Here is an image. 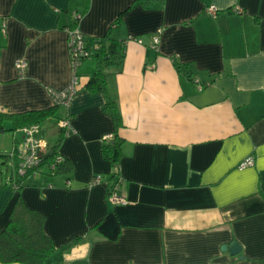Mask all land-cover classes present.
Returning <instances> with one entry per match:
<instances>
[{
    "label": "crops",
    "instance_id": "1",
    "mask_svg": "<svg viewBox=\"0 0 264 264\" xmlns=\"http://www.w3.org/2000/svg\"><path fill=\"white\" fill-rule=\"evenodd\" d=\"M145 2L0 0V111L53 106L48 90L72 78L68 30L86 45L109 31L124 53L107 83L122 121L117 169L101 155L115 126L104 95L86 89L90 58L68 105L44 125L57 136L56 122L68 120L58 153L71 171L44 169L17 192L11 163L0 162L10 170L0 168V232L20 196L60 250L45 264H264V0ZM247 157L253 165L239 169ZM116 172L125 205L107 201ZM232 242L237 255L222 249Z\"/></svg>",
    "mask_w": 264,
    "mask_h": 264
},
{
    "label": "trees",
    "instance_id": "2",
    "mask_svg": "<svg viewBox=\"0 0 264 264\" xmlns=\"http://www.w3.org/2000/svg\"><path fill=\"white\" fill-rule=\"evenodd\" d=\"M163 1L146 0L141 5L144 7L153 5L159 9ZM119 20L120 18H117L115 25L119 23ZM86 49L90 51L91 58L95 62L94 71L88 79L86 89L89 92H101L104 95L103 109L111 116L115 126L111 138L102 142L101 155L105 161L117 169L119 160L123 156V140L117 134L122 121L116 102L108 94L107 83L109 76L119 73L122 68L123 45L121 41L110 38L108 31L101 38L94 40L90 45H86ZM58 109L59 106L53 105L47 109L17 114L0 111V132H3L4 123H9V131L12 132L31 125H39L44 133V125L56 118ZM65 136L64 130L58 128L56 139L53 143H48L49 150L47 155L43 157L41 164L28 169L23 176H16L15 180L10 181L15 191H20L23 183L29 177L34 173L48 169L51 164L54 165V170L50 171L51 175L68 174L71 171L70 164L65 159L61 158L59 163H55L56 159L60 157L58 149ZM0 158H5V156L0 155ZM111 179L115 180V184L119 182L117 172L111 175ZM43 221L44 216L36 210L27 208L21 197L18 196L11 210L9 222L0 232V264H45L47 260L59 254L60 250L54 247L51 240L43 232Z\"/></svg>",
    "mask_w": 264,
    "mask_h": 264
},
{
    "label": "built area",
    "instance_id": "3",
    "mask_svg": "<svg viewBox=\"0 0 264 264\" xmlns=\"http://www.w3.org/2000/svg\"><path fill=\"white\" fill-rule=\"evenodd\" d=\"M214 10L215 8L213 6H210L208 9L210 13H213ZM80 18V14H74L72 17L73 23L77 24ZM130 40L141 44V40L139 38L129 36L126 41ZM157 43L158 37L154 36L152 38V47H156ZM68 53L72 73L70 85L62 91H55L51 89L48 90V93L51 99L53 100V105H57L59 107H65L68 105L69 101L76 92V70L84 60L91 58L90 51L86 49L84 38L76 28L68 30ZM26 65L27 64L25 60L16 59L14 61V66L19 74L23 73L26 68ZM57 126L58 128L63 129L66 135L70 133L68 120H59L57 122ZM18 131L22 134V143L18 148L14 146L12 151L6 156L12 166L13 178H15L16 176H23L28 169L37 167L39 164H41L43 157L47 155L49 150V144L45 140L44 133L41 131L39 125H31L29 127L19 129ZM107 138H111V136L109 135ZM60 161L61 157H58L55 163H59ZM252 165V157H247L239 163L238 168L245 169L251 167ZM48 170L53 171L54 165L51 164L48 167ZM100 181L101 177L95 176L92 179L91 183L94 184ZM107 201L113 205L126 204V200L119 193L118 183L110 189L109 193L107 194ZM59 264L70 263L61 262Z\"/></svg>",
    "mask_w": 264,
    "mask_h": 264
},
{
    "label": "rangeland",
    "instance_id": "4",
    "mask_svg": "<svg viewBox=\"0 0 264 264\" xmlns=\"http://www.w3.org/2000/svg\"><path fill=\"white\" fill-rule=\"evenodd\" d=\"M49 126L46 128L44 138L48 143L51 144L56 139V132H55L56 130ZM21 143H22V134L19 131L12 132V131L6 130L3 132H0V155L7 156L12 151L14 146L18 148L21 145ZM6 158H0V162H4L7 165L9 163V159H6ZM0 168L2 169L3 172L8 171L7 175L10 174V170L7 169L6 171H4V166L1 164H0Z\"/></svg>",
    "mask_w": 264,
    "mask_h": 264
},
{
    "label": "water",
    "instance_id": "5",
    "mask_svg": "<svg viewBox=\"0 0 264 264\" xmlns=\"http://www.w3.org/2000/svg\"><path fill=\"white\" fill-rule=\"evenodd\" d=\"M223 250H228L231 255H237L240 251V247L237 243L232 242L230 245L222 248ZM242 259V257H240Z\"/></svg>",
    "mask_w": 264,
    "mask_h": 264
}]
</instances>
